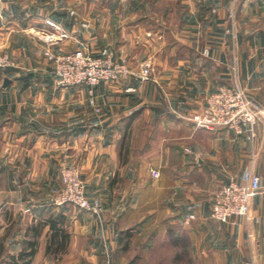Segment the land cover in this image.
<instances>
[{
  "label": "crops",
  "instance_id": "crops-1",
  "mask_svg": "<svg viewBox=\"0 0 264 264\" xmlns=\"http://www.w3.org/2000/svg\"><path fill=\"white\" fill-rule=\"evenodd\" d=\"M104 47L155 79L55 83L46 49ZM0 50V264H264V190L253 219L211 217L221 183H264V0H0ZM234 79L254 140L190 119ZM67 163L102 213L55 203Z\"/></svg>",
  "mask_w": 264,
  "mask_h": 264
},
{
  "label": "built area",
  "instance_id": "built-area-1",
  "mask_svg": "<svg viewBox=\"0 0 264 264\" xmlns=\"http://www.w3.org/2000/svg\"><path fill=\"white\" fill-rule=\"evenodd\" d=\"M236 1V0H233ZM50 24L55 22L48 19ZM84 22V25H87ZM55 41L54 35H48ZM46 56L52 62L55 83L59 86L89 84L95 86L102 82H119L132 74L144 80L155 79V67L144 63L138 70L116 58L110 47H104L101 54L93 55L83 48L56 53L46 49ZM13 62L8 54L0 52V68L10 66ZM134 89V87H129ZM263 114L260 105L234 79L233 83L224 84L210 93L201 111L190 119L198 128L209 130L229 129L238 135L254 140L257 135L258 121ZM154 176L160 171L152 169ZM243 181L221 183L214 192L211 217L221 222H229L235 216L253 219L252 198L264 190L263 178L253 169L245 171ZM54 201L57 205H74L82 209L102 213L103 207L98 199H92L87 192L85 181L77 164H63L61 183L55 188ZM196 218L195 212L186 215L185 222ZM258 220V217H255Z\"/></svg>",
  "mask_w": 264,
  "mask_h": 264
},
{
  "label": "rangeland",
  "instance_id": "rangeland-1",
  "mask_svg": "<svg viewBox=\"0 0 264 264\" xmlns=\"http://www.w3.org/2000/svg\"><path fill=\"white\" fill-rule=\"evenodd\" d=\"M101 1H102V0H101ZM106 1H107V2H111V0H110V1H109V0H106ZM143 1H144V0H140V2H142V3H143ZM237 1H238V0H236V1H234V2H237ZM87 23H88V22H87ZM83 24H84V22H83ZM88 24H89V23H88ZM88 24H87V25H88ZM87 25H86V26H87ZM0 52H2V53H6V52H4V51H2V50H0ZM6 54H8V53H6ZM8 55H9V54H8ZM9 57H10V56H9ZM11 60H12V59H11ZM12 62H13V61H12ZM144 63H151V64L154 66V64L152 63V61H149V60L143 62L142 64H144ZM142 64H141V65H142ZM154 67H155V66H154ZM155 72H157L156 68H155ZM252 98H253V97H252ZM253 99H254V98H253ZM67 164H72V163H67ZM139 239H140L139 237L135 236L134 240H135V242L137 241V242H136V245L139 243ZM137 253L139 254L140 252H137ZM174 253H175V251H171V250L169 251V256H170L169 258H170V259H171L172 255H174ZM134 254H135V253L131 254V257H133ZM140 254H141V253H140Z\"/></svg>",
  "mask_w": 264,
  "mask_h": 264
},
{
  "label": "trees",
  "instance_id": "trees-1",
  "mask_svg": "<svg viewBox=\"0 0 264 264\" xmlns=\"http://www.w3.org/2000/svg\"><path fill=\"white\" fill-rule=\"evenodd\" d=\"M33 254H34L33 251L26 253V256H29V258H28V257L25 258L24 261H23V263H24V264H28V263L30 262L31 256H32Z\"/></svg>",
  "mask_w": 264,
  "mask_h": 264
},
{
  "label": "water",
  "instance_id": "water-1",
  "mask_svg": "<svg viewBox=\"0 0 264 264\" xmlns=\"http://www.w3.org/2000/svg\"><path fill=\"white\" fill-rule=\"evenodd\" d=\"M11 82V79L9 77H5L3 86H7Z\"/></svg>",
  "mask_w": 264,
  "mask_h": 264
}]
</instances>
